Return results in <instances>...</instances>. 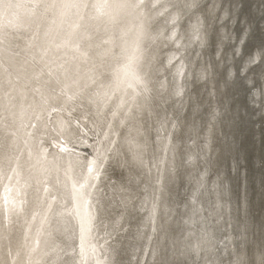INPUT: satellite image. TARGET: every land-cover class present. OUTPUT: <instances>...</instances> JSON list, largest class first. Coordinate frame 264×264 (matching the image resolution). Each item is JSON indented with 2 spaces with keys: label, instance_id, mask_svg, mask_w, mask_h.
<instances>
[{
  "label": "bare ground",
  "instance_id": "bare-ground-1",
  "mask_svg": "<svg viewBox=\"0 0 264 264\" xmlns=\"http://www.w3.org/2000/svg\"><path fill=\"white\" fill-rule=\"evenodd\" d=\"M0 264H264V0H0Z\"/></svg>",
  "mask_w": 264,
  "mask_h": 264
}]
</instances>
